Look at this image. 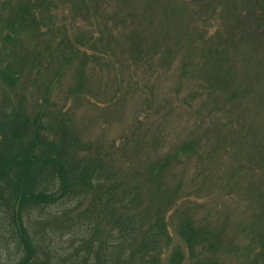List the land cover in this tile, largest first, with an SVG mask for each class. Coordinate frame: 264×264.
Returning a JSON list of instances; mask_svg holds the SVG:
<instances>
[{
	"label": "rangeland",
	"instance_id": "1",
	"mask_svg": "<svg viewBox=\"0 0 264 264\" xmlns=\"http://www.w3.org/2000/svg\"><path fill=\"white\" fill-rule=\"evenodd\" d=\"M20 1L0 0V63L6 61L11 66L17 65L20 55H9L11 43L6 34L10 33L9 22L18 10L15 4ZM55 1L59 6L50 10L57 17L52 32L41 27L42 34L36 41L22 34L18 36L25 50L37 51L40 56L34 66L24 69L14 92L0 91V102L6 99L15 104L23 95L27 107L32 102L42 103L43 85L49 81L47 111L68 113L84 136L97 138L107 149V155L99 157L102 160L99 170L105 173L106 183L119 180L123 186L125 181L127 190H144L142 194L147 195L148 202L155 192L170 199L165 213L169 238L160 248V263L178 245L183 252L182 264L192 261L195 253L182 242L177 230L180 220L188 218L197 226L217 233L222 248L217 253V264H264V28L260 30V41L253 47L239 44L233 84L225 79L223 63L201 75L196 70L193 77L189 70H180L178 59L159 78L137 61L129 63L127 53L120 56L123 43L117 44L116 55L111 56L113 43L109 42L103 53L87 41L104 44L106 37L98 39L97 27L120 25L122 18L147 39L159 37L161 30L177 38L175 32L192 30L194 10L212 0H74V5L65 3L66 0ZM241 1L254 2L264 11V0H237ZM223 2L217 1V14L213 17L223 20L222 13H218V9L224 8ZM259 9L254 8L257 12ZM172 15L177 16L175 21L170 18ZM200 21V25H206L201 30L208 31V35L215 32V25L222 23L208 16L207 23ZM14 27L17 28V23ZM65 34L68 42L87 50L82 58L87 61L86 72L94 78L96 92L98 82L111 92L114 82L120 80L118 105L105 103V91L98 97L66 94L74 82L79 58L71 60L75 65L66 66L63 72L61 68L56 74L61 62L66 64L62 53L67 41L60 40ZM13 36L16 39L17 33ZM95 55L101 58H94ZM108 59L115 63L111 69L97 66L99 61L106 64ZM196 59L191 61L190 68L195 66ZM185 144L189 149L183 152ZM141 196L127 204L128 214L135 210ZM75 201L69 198L62 205L51 203L42 211L33 210L25 224L34 231L37 240L42 238L46 247L78 246V238L87 235L86 230L59 236L57 227L48 223L58 215L56 212L72 208ZM73 226V230H81L78 223ZM15 236L10 221L0 217L2 261L8 252L16 255L13 243L4 246ZM53 261L55 258L51 264Z\"/></svg>",
	"mask_w": 264,
	"mask_h": 264
},
{
	"label": "trees",
	"instance_id": "2",
	"mask_svg": "<svg viewBox=\"0 0 264 264\" xmlns=\"http://www.w3.org/2000/svg\"><path fill=\"white\" fill-rule=\"evenodd\" d=\"M69 1L66 0L65 3H76L74 0ZM217 1L206 2L199 10L196 8L190 21L192 30L189 33L184 32L185 30L182 33L175 32L177 38H172L168 31L161 30L159 37L147 39L137 31L136 26L127 25L122 18L120 25L118 23L114 27H107L106 24L104 27H97L100 29L98 39L106 37L104 44L92 39L87 42L103 53L108 48V43H113L111 56L116 55L117 44L123 43L120 56L127 53L129 63L137 61L135 63L143 66L144 70H151L150 73L159 78L164 72H169V67L177 59L180 70H189L188 74L193 77L196 70L201 75L223 63L226 66L225 79L233 84L237 74L235 55L239 54V44L253 47L260 41V30L264 28V11L254 2L223 0V10L218 9V13H222V20L220 15V18L213 17L217 14ZM15 5L18 10L14 20L9 22V27L10 33H17V36L15 39L12 34H6V40L11 43L9 55L20 57L16 66H11L6 61L0 63V91L14 92L24 69L34 66L40 56L37 51L30 53V50H25V45L19 42L18 36L22 34L30 41H36L42 34L41 27H45L48 33L52 32L57 17L50 10L59 6L55 0H22ZM207 16L222 22L214 26L215 32L210 35L208 31L201 30L206 25L199 24V20L207 23ZM176 17L170 16L173 21ZM15 23L17 28L14 27ZM63 29L66 30L67 26ZM60 38L67 41L65 52L62 53L66 64L61 62L63 66L55 71L56 74L61 68L63 72L66 66L70 67L73 58L80 59L77 61L79 68L74 74V82L68 87L66 94L98 97L102 94L101 91H105V103L118 105L122 89L120 80L114 82L115 87L111 92H108L109 87L103 88L102 82H98L101 86L97 87L96 92L93 88L96 87L94 78L88 76L87 61L82 58L86 57L87 50L68 42L67 34ZM196 57L195 66L190 68L191 61ZM94 58L101 57L95 55ZM253 58L255 59L254 55ZM114 65L111 59L106 64L100 61L97 63V66H103L107 70ZM49 85V81L43 85L42 103L32 102L31 107H27L23 95L15 104H10L6 99L0 102V217L10 221L16 235L14 240L4 243L6 248L9 243H13L16 255L8 252L3 261L0 259V264H51L52 258H55L52 264H136L137 261L141 264H182L183 252L179 245L169 252L165 262L160 263L158 257L160 248L169 238L165 213L170 207V199L155 192L149 196L148 202L147 195L142 194L144 190H127L124 187L125 181L123 186L119 180L106 183L105 173L99 170V163L102 162L99 157L106 156L107 149L97 138L93 140L84 136L74 124L72 116H67L68 113L57 110L51 114L47 111ZM130 90L134 92L135 89ZM152 137L158 139L157 135ZM187 149L189 145L182 146L183 152ZM140 196L135 210L128 214L126 211L130 207L127 204L133 203L135 197ZM69 198L76 200L72 208L56 212L58 215L48 223L57 227L59 236L76 234L82 230L88 233L78 238V246L70 244L66 248L46 247L41 243L42 238L36 239L34 231L32 233L25 220L31 211H42L51 203L62 205ZM76 223L80 225V231L72 229ZM177 230L182 236V242L195 253L192 261L187 264H217V253L222 249L219 247L217 233L205 226H197L188 218L180 220ZM55 251L59 254H55Z\"/></svg>",
	"mask_w": 264,
	"mask_h": 264
}]
</instances>
